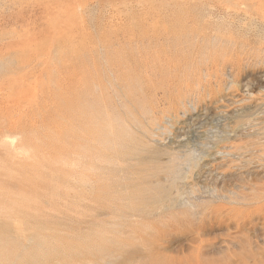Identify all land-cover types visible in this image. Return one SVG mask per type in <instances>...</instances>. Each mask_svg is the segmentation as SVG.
Returning a JSON list of instances; mask_svg holds the SVG:
<instances>
[{"label":"rangeland","instance_id":"1","mask_svg":"<svg viewBox=\"0 0 264 264\" xmlns=\"http://www.w3.org/2000/svg\"><path fill=\"white\" fill-rule=\"evenodd\" d=\"M0 230V264H264V0H0Z\"/></svg>","mask_w":264,"mask_h":264},{"label":"bare ground","instance_id":"2","mask_svg":"<svg viewBox=\"0 0 264 264\" xmlns=\"http://www.w3.org/2000/svg\"><path fill=\"white\" fill-rule=\"evenodd\" d=\"M181 23H178V25L176 26V25H168V26H165V25H161L160 27H159V30H165V32H163V33H170V34H174V33H177L179 30H180V28H181ZM151 30H152V37H156V33H157V28H155V27H152L151 28ZM143 31H141L140 33H142ZM145 34V33H144ZM157 55H158V57L160 56L158 53H157ZM119 57L121 58L120 60L122 61V62H119V63H117V61L115 60V59H112V58H110L109 59V63L110 64H116L117 66L118 65H126V62H127V58L125 57V56H123L122 55V57H121V55H119ZM158 57H153V59H155V58H158ZM152 62V61H151ZM135 77V76H134ZM126 79H128V78H131V77H129V75L127 74L126 75V77H125ZM136 78V77H135ZM130 101V100H129ZM121 123H124V121H121ZM121 123H115L114 124V126H112L111 127V129H112V133L114 134V137L115 138H113V139H109L108 141L110 142V144L112 145V143L113 144H118V148H121V147H123V145H124V143L125 142H131L132 141V139L131 138H127V137H124L123 136V133H124V131L122 130V128H123V126H122V124ZM111 145H110V148H111ZM133 148L132 149H134V150H128V151H126L125 149H123V150H121V149H119V153H120V151H122L123 152V154H125V155H133V154H139V151L137 152V151H135V148H134V146H132ZM118 148H117V150H118ZM123 156V155H122ZM146 160H148V158L147 157H143V156H140V161H139V163L140 164H143V165H147L148 164V162H146ZM148 161H150V160H148ZM151 162V161H150ZM146 168V167H145ZM141 193H139V194H135V195H133V196H131V203H132V209H141V207H142V205L141 204H139V203H143V200H137V199H135V198H141ZM134 197V198H133ZM236 197H239V196H236ZM2 233V230H0V234ZM2 243H4L3 241H2V239L0 238V246L2 245ZM3 253V252H2ZM5 256V253L4 254H2V255H0V258H3Z\"/></svg>","mask_w":264,"mask_h":264}]
</instances>
